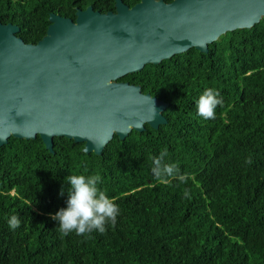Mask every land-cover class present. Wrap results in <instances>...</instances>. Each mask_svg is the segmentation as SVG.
Listing matches in <instances>:
<instances>
[{
    "label": "trees",
    "instance_id": "1",
    "mask_svg": "<svg viewBox=\"0 0 264 264\" xmlns=\"http://www.w3.org/2000/svg\"><path fill=\"white\" fill-rule=\"evenodd\" d=\"M114 3L0 0V22L36 44L51 13L75 20L79 9L106 13ZM118 81L168 103L167 123L114 136L99 156L64 137L54 138V153L39 136L10 137L0 147V264H264V17L206 54L192 48ZM208 88L223 98L215 119L196 110ZM163 149L164 162L179 168L166 182L152 172ZM74 174H99V188L120 207L103 233L64 235L53 219ZM14 215L21 226L11 230Z\"/></svg>",
    "mask_w": 264,
    "mask_h": 264
},
{
    "label": "water",
    "instance_id": "2",
    "mask_svg": "<svg viewBox=\"0 0 264 264\" xmlns=\"http://www.w3.org/2000/svg\"><path fill=\"white\" fill-rule=\"evenodd\" d=\"M114 8L79 9L75 20L51 13L36 44L0 22V147L39 136L54 153V138L64 137L99 156L114 136L158 129L168 103L118 80L192 48L206 54L264 17V0H115Z\"/></svg>",
    "mask_w": 264,
    "mask_h": 264
},
{
    "label": "clouds",
    "instance_id": "3",
    "mask_svg": "<svg viewBox=\"0 0 264 264\" xmlns=\"http://www.w3.org/2000/svg\"><path fill=\"white\" fill-rule=\"evenodd\" d=\"M223 104V98L218 90L208 88L199 96L196 103L197 114L204 119H215L216 108ZM155 108L153 105V117ZM168 156L167 149H163L159 156L153 158L152 172L157 180L166 182V178L176 177L179 174L178 165L165 163ZM250 163L251 161H247ZM183 179L182 176H179ZM68 199L66 208H62L53 217L58 222V228L64 235L75 233L84 236L92 231L103 233L106 225H114L120 215V207L114 199L108 197L105 191L99 188L102 178L96 175H69L66 178ZM63 194V192H61ZM185 196L188 193L185 192ZM9 228L15 230L21 226L18 216H12L8 222Z\"/></svg>",
    "mask_w": 264,
    "mask_h": 264
}]
</instances>
